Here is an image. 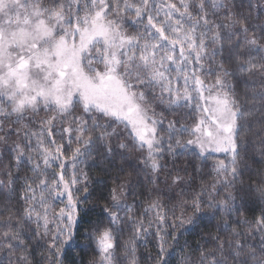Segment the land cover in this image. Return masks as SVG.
Segmentation results:
<instances>
[{"label":"snow or ice","instance_id":"obj_1","mask_svg":"<svg viewBox=\"0 0 264 264\" xmlns=\"http://www.w3.org/2000/svg\"><path fill=\"white\" fill-rule=\"evenodd\" d=\"M78 253L264 264V0H0V264Z\"/></svg>","mask_w":264,"mask_h":264},{"label":"trees","instance_id":"obj_2","mask_svg":"<svg viewBox=\"0 0 264 264\" xmlns=\"http://www.w3.org/2000/svg\"><path fill=\"white\" fill-rule=\"evenodd\" d=\"M131 31V29H129ZM159 111V109H158ZM165 115L167 116L168 119H176L178 117L176 116H168L167 113H165ZM183 120V122L185 123H191V120L188 118V116L184 115V116H181L179 117ZM216 159H225L224 155L223 154H214L212 158H210L208 161H207V164L206 165H201V169H202V176H198L197 177V184L199 183V180L200 179H204L206 180L207 182L211 183V179H212V175H213V172H212V164L215 162ZM257 159H259V157H257ZM227 162V161H226ZM256 167H262L261 165L257 164ZM89 175L90 176H93V177H96L98 175H100L99 173V170L98 169H95L93 168L90 172H89ZM246 179V178H245ZM161 187L163 188L164 185L161 184ZM193 187H196V184L193 185ZM140 191H143V189H139L138 192ZM137 202L140 200V199H143L142 196H137ZM133 201L132 200H129V203H132ZM164 202L165 204L168 206V208H171L173 206V204L175 203V201H169V199L167 197H165L164 199ZM59 206H62V205H59ZM134 211L139 214V212L141 211V209L139 208H136L134 209ZM123 215V213H122ZM169 215H171V213H169ZM81 231L83 232V229H81ZM211 231V232H215V228L212 227L211 225L208 226V228H206L205 230V235L208 234V232ZM128 234V229L126 228L125 229V237L127 236ZM187 239H189V241H191L193 239V237L191 236H188L186 237ZM196 239H199V237H196ZM201 243H203V241H200ZM81 243H83V240L81 239ZM153 241H149L148 243V248L147 250L144 248V247H140V253L141 254H145L146 251L147 252H151V253H155V248L153 247ZM194 247V245H193ZM189 251H191V249H189ZM193 255H195V253H193ZM39 255H37V259H39ZM91 257L87 254H83V253H78V254H75V259L77 261V264H86V261L88 259H90ZM67 264V262H66ZM144 264H148V262H144Z\"/></svg>","mask_w":264,"mask_h":264}]
</instances>
